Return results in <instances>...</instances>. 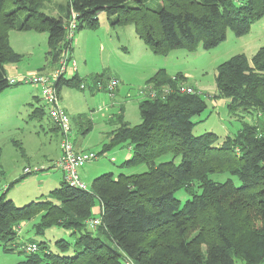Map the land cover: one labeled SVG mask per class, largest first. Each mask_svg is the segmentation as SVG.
<instances>
[{"label":"trees","instance_id":"obj_1","mask_svg":"<svg viewBox=\"0 0 264 264\" xmlns=\"http://www.w3.org/2000/svg\"><path fill=\"white\" fill-rule=\"evenodd\" d=\"M6 1L0 0V92L11 86L5 65L21 58L10 47L7 35L17 25L19 14L23 17L17 26L20 30L47 33L46 55L53 66L65 47L72 52L64 29L72 11L77 14L76 31L97 28V15L104 12L111 27L132 24L138 38L160 55L177 48L194 50L198 42L210 49L225 39L227 29L242 36L264 15V0H69L57 6V16L41 10V3L49 0ZM214 76L217 93L212 98L227 99L228 114L239 110L259 114L260 124L243 122L234 135L219 143L213 132L193 135L191 118L205 109V99L196 90L178 91L182 85L190 86L183 75L169 76L165 69H159L145 82L158 94L140 97L141 122L131 126L118 118L108 143L97 153L128 141L129 155L122 169L142 164L144 171L103 173L85 189L71 187L63 180L48 195L22 206L7 199V190L0 194L3 251L16 247L7 244L16 239L18 225L37 215L39 222L34 228L38 235L53 226L77 234L72 243L56 240L54 247L59 252H53L46 241L30 239L37 244V251L14 264H122L125 257L134 264H233L236 258L244 264L261 263L264 46L250 63L243 54L233 55L218 65ZM99 83L100 90L106 89L97 75L84 82L74 73L61 77L56 89L59 94L63 86L80 88L84 84L99 90ZM166 87L168 93H162ZM37 113L43 114L44 109L34 108L32 114ZM87 131L89 128L83 133ZM223 173L228 174L223 181L211 178ZM230 176L236 177L239 185ZM178 190L187 195L182 206L176 197ZM95 199L98 217H92ZM96 218L100 222L90 227L89 220ZM69 249L72 253L66 254Z\"/></svg>","mask_w":264,"mask_h":264},{"label":"rangeland","instance_id":"obj_2","mask_svg":"<svg viewBox=\"0 0 264 264\" xmlns=\"http://www.w3.org/2000/svg\"><path fill=\"white\" fill-rule=\"evenodd\" d=\"M8 1L6 4H9ZM68 2L49 0L42 2L40 8L48 15L57 16V6ZM22 18L19 14L17 25L7 33L13 47L21 55L18 65L22 69L18 74L48 73L54 64L46 55L47 33L20 30L17 26ZM97 18V28L84 27L75 31L72 51L76 74L84 82L90 81L95 75L105 84L116 78L118 85L113 98L107 94V89L82 90L77 85L63 86L58 90L60 104L70 118L69 133L75 145L99 153L103 143H108L112 128L117 127L118 118L121 117L123 122L131 126L139 124L141 117L138 104L142 96L138 91L159 69H165L169 76L183 75L185 83L199 91L205 99V109L191 118L194 123L193 135L213 132L219 143L227 135H234L243 122L261 123L259 114L243 113L242 110L233 115L228 114L227 99L212 96L217 93L214 75L220 63L237 54H243L250 63L258 48L264 46V15L251 23L247 34L242 36H236L231 29H227L225 39L210 49L202 48L198 42L194 50L177 48L165 55L154 54L138 37L131 39L126 29L132 26L122 31L111 27L104 12H100ZM39 95V89L27 84L11 85L0 92V194L7 190V199L17 206L48 195L62 182L60 170L52 166L60 152L61 135L50 121ZM40 106L44 113L33 115L34 108ZM86 128L89 131L83 133ZM128 145H131L128 141L112 145L106 152L97 154L94 160L77 169L79 178L87 188L91 187L90 181L94 177L103 173L116 175L121 171L133 173L145 170L142 164L122 169ZM24 167L36 171L26 174L23 172ZM226 176V173L212 174L211 178L223 181ZM230 177L235 185H239L236 177ZM176 192L178 204L182 206L187 195L182 190ZM98 207V200L95 199L92 217H98ZM37 222L38 215L18 225L19 235L7 244V247L16 244L12 251H3L0 242V264H14L25 257L26 252L20 249L21 242H29L30 239L46 241L53 252H59L54 247L56 240L62 238L72 243L77 235L58 226L50 227L38 235L34 228ZM71 253L72 249L66 252ZM233 264L244 263L236 258ZM259 264H264V260Z\"/></svg>","mask_w":264,"mask_h":264},{"label":"built area","instance_id":"obj_3","mask_svg":"<svg viewBox=\"0 0 264 264\" xmlns=\"http://www.w3.org/2000/svg\"><path fill=\"white\" fill-rule=\"evenodd\" d=\"M77 14L72 11L70 18L65 21V39L69 41V46H73L74 37L76 34V18ZM76 69L75 59L72 57V52L68 47H65L58 56L57 65L48 70L49 72H36L31 74H17L12 77H8L9 85L16 84H27L33 85L35 88L40 90V99L44 109H46L47 114L50 117V121L57 125L59 128V133L61 135L60 140V154L53 162L54 167L60 169L63 173V180L71 187L85 189L86 185L79 178L77 169L83 166L85 163L94 160L98 155L97 153L90 150L76 149L74 142L71 139L69 132L70 118L65 112L64 108L61 107L59 102V94L56 89V82L61 77H70L74 74ZM118 85V80L116 78L110 79L109 83L106 84L107 94L112 98L114 97V90ZM97 87L101 88V83L97 84ZM80 88H85L84 84H80ZM169 88H162V93H168ZM180 92L183 93H193L190 86L182 85L179 87ZM139 94L144 97H155L158 94V90L151 84H144L139 89ZM129 149V148H128ZM36 171V170H34ZM24 173L32 172L28 167H24ZM100 222L98 218L89 220L90 227H94ZM17 231L19 233L18 227ZM37 244L35 242H23L20 245V249L26 254H31L37 251ZM122 264H134V262L125 257L122 260Z\"/></svg>","mask_w":264,"mask_h":264},{"label":"crops","instance_id":"obj_4","mask_svg":"<svg viewBox=\"0 0 264 264\" xmlns=\"http://www.w3.org/2000/svg\"><path fill=\"white\" fill-rule=\"evenodd\" d=\"M56 15H57V12H56ZM127 26H132V24H127V25H123V26H116L115 28H117V29H119V30H121V29H123V28H125V27H127ZM134 27L132 26V27H128L126 30V32H127V34H129L130 36H131V39H134V38H137L138 36L136 35V33H135V31H134V29H133ZM116 29V30H117ZM31 31H33V30H31ZM122 31V30H121ZM36 32V31H35ZM46 33V32H45ZM10 40V39H9ZM10 47H12L16 52L18 51L15 47H13L14 45H13V43L11 42V40H10ZM47 50H48V48L46 49V52H47ZM74 55H73V51H72V57H73ZM74 58V57H73ZM5 69H6V72H7V76L8 77H12V76H15L16 74H18V73H21L20 72V70L22 69V67H20L19 65H18V63H14V64H6L5 65ZM75 74H76V70H75V72H74ZM83 90V89H82ZM59 98H60V96H59ZM59 102H60V100H59ZM61 105V104H60ZM61 107H63L62 105H61ZM74 146H75V148L76 149H83V150H87V149H84V148H82L80 145H75V143H74ZM59 154H60V152H58V155H57V157L59 156ZM127 155H129V149H128V152H126L125 153V155H124V160L128 157ZM56 157V158H57ZM55 158V159H56ZM54 162V161H53ZM60 170V169H59ZM60 173H61V177H62V181H63V173H62V171L60 170ZM6 188V187H5ZM18 235H19V233H18ZM17 236V235H16ZM21 243H23V242H21ZM243 263H245L244 261H243Z\"/></svg>","mask_w":264,"mask_h":264},{"label":"clouds","instance_id":"obj_5","mask_svg":"<svg viewBox=\"0 0 264 264\" xmlns=\"http://www.w3.org/2000/svg\"><path fill=\"white\" fill-rule=\"evenodd\" d=\"M42 107V106H41Z\"/></svg>","mask_w":264,"mask_h":264}]
</instances>
